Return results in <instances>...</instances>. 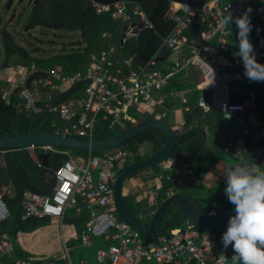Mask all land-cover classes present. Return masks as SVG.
<instances>
[{
  "label": "built area",
  "instance_id": "1",
  "mask_svg": "<svg viewBox=\"0 0 264 264\" xmlns=\"http://www.w3.org/2000/svg\"><path fill=\"white\" fill-rule=\"evenodd\" d=\"M186 3L172 1V17L175 26L163 39L171 52H178L183 47L190 49L189 57L181 62L174 59L163 72L157 67L156 60L151 59L145 66L133 68L131 58L120 55L122 42L132 33L138 23L144 28H153L145 12L137 2L120 0L112 4H102L90 0L97 12L113 8V16L118 19L117 38L109 43L106 49L91 52L82 69L67 73L60 68L52 67L45 70L46 77L33 79L26 85L29 75L38 69L34 63L23 67L17 81H11L10 91L17 88L19 105L27 113L37 115L49 114L51 128L54 132L72 137L95 138L96 125L100 118L108 121V128L113 129L120 121L127 124L135 123L129 110L138 103L151 106L152 94L168 86L169 80L180 70L195 67L199 73V90H207L209 97L200 94L198 106L202 113L210 109L228 113L237 121L230 130L231 134L244 135L249 132L246 121L256 116L255 108L247 107L243 101H234L230 97L229 84L222 76L216 63V57H224L229 43V23L224 22L226 14H242L246 8H251V17L264 22V0H199ZM135 26H131L132 24ZM126 26L125 30L122 26ZM195 27L191 36L187 29ZM123 44V43H122ZM256 59L264 64V43L254 47ZM247 85L259 82L251 81L244 76V69L233 73ZM85 82L82 96L65 101L53 102L50 92L57 91L60 86H68ZM264 92V83L261 84ZM47 94L42 96L41 93ZM181 98V97H180ZM184 98H181V100ZM164 116V113L162 114ZM51 119V118H50ZM264 121V115L262 117ZM205 133L211 131L208 123L202 125ZM214 133L221 135V130L215 127ZM228 135L223 144L224 151L234 149V139ZM41 153L54 151L55 147L46 145L32 146ZM151 153L147 146L137 148H114L99 154H88L84 157H72L63 162L52 172V190L50 193H39L26 190L22 196V218L48 217L62 222L66 211L80 213L83 208L91 212L80 230L79 238L83 247H91L94 238H102L107 245L97 247L95 260L98 264H141L142 262H170L174 264H227L226 250L223 249L221 238L203 232L199 225L188 220L180 228L170 229L168 234H162L156 240L146 241L145 235L119 218L113 199V184L117 175L137 157ZM239 161L245 157L237 154ZM41 166V162H37ZM171 162L161 163V170L154 176L152 194L153 204L158 203V189L163 180L172 185V177L168 174ZM181 173L192 182H199L191 163L182 162ZM171 186L165 191L168 197L173 193ZM9 214L6 202L0 194V222ZM14 242L8 233L0 235V264L4 258H12V264H33L22 257H14ZM70 249L64 245V256L60 261L53 260L47 264H74ZM223 255V259L221 256Z\"/></svg>",
  "mask_w": 264,
  "mask_h": 264
},
{
  "label": "trees",
  "instance_id": "2",
  "mask_svg": "<svg viewBox=\"0 0 264 264\" xmlns=\"http://www.w3.org/2000/svg\"><path fill=\"white\" fill-rule=\"evenodd\" d=\"M102 4H112L120 0H94ZM139 3L142 10L145 12L147 18L153 24V28H143L139 31L137 37H128L123 42V49L120 53L122 57L132 59L133 68L138 69L145 66L151 59L156 60L157 67L160 68L167 61L168 56L171 54V49L163 44V39L171 32L175 26V21L172 17V1L193 3L200 2L199 0H127ZM253 28L250 33V40L254 46L264 42V32L260 33L256 29L258 19L251 17ZM26 28L32 27H45L48 29H66L68 31H78L84 42L81 51L54 55L53 59L60 61V66L64 72H73L77 69H82L85 64L82 63L88 58L89 53L98 52L106 49L110 42L115 41L117 38V31L119 21L113 16V8L108 11L97 12L96 9L90 4V0H33L30 13L28 14L25 22ZM229 27V43L225 51V58L230 62V71L237 73L241 69V62L236 56L235 44V28L230 23ZM195 27L190 26L186 34L191 36L194 33ZM108 37V39H107ZM1 46L4 53L3 63L7 64L8 59L17 55L23 60L25 64H30L31 61L37 64L38 68L42 67V61L37 60L31 52L16 42L15 36L7 29L3 28L0 31ZM180 61L184 62L188 57V50L183 51L180 49ZM41 63V64H40ZM163 67V66H162ZM165 67V66H164ZM168 67V65H167ZM162 69L163 72H168V69ZM222 72V71H220ZM184 72H178L169 80V84L162 91L163 93H170L171 91L182 90L186 85L182 82ZM237 78V77H236ZM241 79V78H239ZM241 88L244 90H252L254 93L256 106L258 111H264V92L261 84L247 85L241 79ZM229 84L230 97L234 101H241L238 98L239 90L234 89ZM236 85V84H235ZM5 85H0V137L10 136L15 134H22L28 132L39 131L40 125L47 117H52L49 114L40 115V122L32 124L29 118V113L24 111L19 105L17 98V88L13 90L9 99L5 98ZM85 87V82L81 81L71 85L68 89L54 96L53 102L65 101L70 98H77L82 96ZM192 90L185 97L188 110L184 113L185 127L180 133H177V149L185 150L192 156L198 167H206L203 171H196L198 177H203L205 171L212 164V160L206 156L205 140H200L198 130L200 126L190 127L192 119L195 115L202 116L205 119H215V123L220 124L221 121L233 126L237 121L232 118L228 113H219L216 109H211L208 113L203 114L198 106V98L200 96L199 89L195 88V84L191 83ZM137 120V122L145 119L144 116L136 117V114L130 112ZM132 124H128L129 127ZM108 121L100 120L96 125L95 138H103L116 134L113 129H109ZM166 140L165 135L157 129H148L135 136L134 139L129 140L121 146V148H137L140 144L148 142L151 144V153L158 151ZM54 151H48V163L45 166L41 162L38 166L36 162L30 157L27 148H13V149H0V191L5 187L6 190L2 193V198L6 202L9 214L7 218L0 222V235L8 233L14 242V252L17 256L25 258L33 262V264H47L50 261H60L64 256V249L62 247L60 237L58 235L57 225L51 223L48 217H26L22 218V196L26 190H34L35 192L42 193L50 188L53 184L52 172L65 162L69 156L70 151H75V154L82 157L88 154V151L82 149H70L55 147ZM40 154V150H36ZM100 152H92L96 154ZM149 155L137 157L136 160H141ZM151 178L159 172V165L152 166ZM138 172L131 174L128 178L136 175ZM127 178V179H128ZM126 179V180H127ZM171 187V184L163 180L160 188L158 189V203L161 204L165 199V191ZM123 200L132 214L139 218L137 209L131 204L133 201L131 196L123 195ZM157 206H154V209ZM197 208V207H196ZM176 210L175 215H172ZM198 209V208H197ZM203 210V209H199ZM205 211V210H204ZM187 218L186 214L176 204H172L167 210L162 226V234H168L169 230L178 226H183L180 216ZM89 212L86 208L76 214L73 210H68L63 218V234L67 246L73 245L69 241L71 233H66L64 228L70 226L74 232H80L84 222L88 220ZM201 231H206L210 235L218 236L212 231H209L199 226ZM27 237L28 242L22 244V238ZM157 237L145 236L146 241L156 240ZM96 247H103L107 245V241L102 238H95L93 240ZM70 252V251H69ZM95 258V252H94ZM228 258V256H227ZM3 264L4 261H3ZM80 264H91L90 261H81ZM142 264V263H141ZM151 264H173L170 262ZM235 264V263H234Z\"/></svg>",
  "mask_w": 264,
  "mask_h": 264
},
{
  "label": "crops",
  "instance_id": "3",
  "mask_svg": "<svg viewBox=\"0 0 264 264\" xmlns=\"http://www.w3.org/2000/svg\"><path fill=\"white\" fill-rule=\"evenodd\" d=\"M60 29H63V28H60ZM256 29L260 33H263L264 32V22L258 21L256 24ZM75 32H78V31H75ZM78 34L80 33L78 32ZM82 44L84 46L83 41H82ZM182 49L183 51L185 50V52L186 50H188V55L190 54L189 48L183 47ZM1 50H0V58L2 57V59H4V53L2 50V53H3V56H2ZM180 55H181L180 50L175 53L171 52V54L168 56L166 60L167 62L164 65H161L160 69L161 70L163 68L166 69L167 65H169L174 59H180ZM216 59H218V61L214 64H216L217 69H219V71H222L220 72L222 73V76L227 80L228 84L234 82L232 86L234 87V89L239 90L238 98L241 99V101H243L247 107L255 108L257 114L256 116H253V118H249L246 121V126L249 129V132L244 135H241V134H231L230 135V130L234 125L230 126V124L225 123V121H221L220 124H217L215 123L214 118L208 120L205 118L204 119L201 118L202 116L195 115L192 119L191 124L189 126H186V128L197 127V126L201 127V130H198V131H202L203 138L201 139L200 135L198 134L199 138L200 140H205V145L207 149L206 156L209 158V160L211 159L213 162L210 165V167L205 171V174L203 177L200 178L197 175L199 182L197 183L192 182L189 178L185 177L181 173L182 162L185 160L189 161L192 167L194 168V170L197 171L198 169V172H201V170L203 171L206 167H203V166L198 167L194 158L190 156L188 152H186L185 150L176 149L175 153L171 156L170 159H168L171 162V169L168 170V174L172 177V180H173L172 185H171L174 188L173 193L184 194L195 207H197L198 209L205 210L208 214V217L212 221L217 222L222 225H227V221L229 217L233 214L232 213L233 206L228 202L227 198L224 195L225 185L220 175L222 174V172L224 171L226 167H233L236 165H246L253 173H256V174L264 173V121L262 120L264 111L263 112L258 111L257 106H256V101H255L256 99L254 97L253 91L242 89L241 88L242 82L240 81L241 79L234 77L233 72H229L230 62L227 61V59L222 56L220 58L216 57ZM86 62H87V59L82 63V65L86 64ZM2 63H3V60H2ZM2 63L0 61V85H5L4 86L5 87V98L8 100L11 93L13 92V90L10 91L11 81H17L20 74L23 71V67H29V65L34 62L31 61L30 64L28 65V64H25L23 60L20 59L17 55H13L8 59L7 64L2 65ZM36 68L38 69L37 71H45V70L50 69V68L44 69V68H38V67ZM225 70L227 72L224 73L223 71ZM181 71L184 72L182 82L186 85V88L182 90L171 91L170 93H163L162 91L163 89L160 91H156L152 94V100L150 101L151 106L147 107L144 103H138L135 108H132L129 110V113L132 112L134 114H139V116H144L145 119L154 118V117L165 119L166 121L170 123V125L173 127L176 133H180L181 130L185 127L184 113L188 110V106L185 103L187 97L185 96L188 93H190V91L192 90L191 83L195 84V88H197V84L199 83V80H200L199 73L195 67L189 68L188 76L187 75L185 76L186 69H182L179 72ZM67 73H70V72H67ZM68 88H69L68 86H60L57 91L50 92V94L56 96ZM199 91H200V94H203L206 98L209 97V92L207 90H199ZM205 91H207V93H205ZM47 94L43 93V91L41 93L42 96H47ZM180 97L184 99L181 100ZM218 112L222 114V112L220 111ZM163 113H164V116H162ZM130 115L135 119V123H136L137 122L136 118L131 113ZM54 122H56L57 124H60V122L57 120H54ZM204 123H208L211 127V131H209L208 133H205L203 130L202 125ZM127 125L128 124L126 122L121 123V126H120L121 130L125 129ZM215 127H218L221 130L222 132L221 135L214 133L213 129ZM228 135L232 136L234 139V149L232 151H224L223 149V144ZM148 144H149L148 142H145L140 145L147 146ZM150 151H151V148H150ZM237 154L244 155L245 161L244 162L239 161L237 158ZM70 156L82 157L77 154L72 155L71 153H70ZM159 169L161 170V164H159ZM152 174L153 173L152 171H150V169H144V170L138 171L136 175L125 180V183L122 186V195H128L132 197L133 201L131 202V204L134 208L137 209L139 219L146 225L150 221V218L153 212L160 206L159 203L153 204L150 198V195L152 194V190H153L152 182H153L154 176L156 175L155 174L151 178L150 176ZM5 190L6 188L4 187L2 189V193ZM204 195L207 197L204 198L203 197ZM165 198L167 197L165 196ZM154 206H157V207L154 209ZM176 208H179L177 204H176ZM174 210L175 211L173 212L172 215H175L177 209H174ZM67 212L68 210L66 211V213ZM88 212H89V218H90L91 212L89 210ZM213 212L215 213L214 215L211 214ZM180 220L181 222L183 221L186 222L190 219L182 215L180 216ZM50 221L52 224L57 225L58 235L60 237V241L64 249V245L67 246V244L65 243V239L63 237L64 236L63 220L60 223L58 220L50 218ZM180 227L182 226H178L175 228H180ZM175 228H172V229H175ZM64 230H65V234L67 232L71 233L69 237V241L73 242L74 240H77V241L80 240L79 238L80 232L78 233L74 232L73 228L70 226H67L66 228H64ZM203 232H206V231H203ZM157 236L159 237L160 233ZM20 242L22 244H26L28 242V238L24 237L21 239ZM67 247L70 249L69 246ZM14 257H19V256H17L14 252ZM12 260H13L12 258L3 259L5 264H12ZM227 264H228V258H227Z\"/></svg>",
  "mask_w": 264,
  "mask_h": 264
},
{
  "label": "water",
  "instance_id": "4",
  "mask_svg": "<svg viewBox=\"0 0 264 264\" xmlns=\"http://www.w3.org/2000/svg\"><path fill=\"white\" fill-rule=\"evenodd\" d=\"M9 2L11 3L12 0H9ZM131 26H135V24L133 23ZM126 28L127 27L125 25L122 26L123 30ZM143 28V24L138 23L137 26L134 27L132 33L135 34V37H137L139 31ZM120 36L121 45H123L122 38H124L125 35L122 33ZM122 49L123 46L121 50ZM46 76L45 71H35L29 75L26 85H30L33 79H37L39 77L45 78ZM29 118L32 124L39 123L41 119V117L36 113H30ZM152 128L161 131L165 135L166 140L158 151L150 154L146 158L130 163L117 175L113 184V199L117 215L144 235L156 237L161 232V226L167 210L172 204L176 203L190 220L196 222L199 226L209 231L222 235L226 230V225L212 221L208 217L206 211L197 209L182 193H173L165 198L160 206L153 212L147 225L131 213L123 200L122 186L131 174L159 165L170 159L175 153L177 149V133L165 119L157 117L147 118L126 127L112 136L84 139L54 132L50 125V118L47 117L40 125L39 131L0 137V149L27 148L28 153L34 162L37 163L40 161L46 166L49 154H37L36 150H34L32 146L46 145L50 147L82 149L91 152H105L121 147L129 140L134 139L139 133ZM198 134L202 139V131H198ZM51 190L52 186L42 193H50Z\"/></svg>",
  "mask_w": 264,
  "mask_h": 264
},
{
  "label": "clouds",
  "instance_id": "5",
  "mask_svg": "<svg viewBox=\"0 0 264 264\" xmlns=\"http://www.w3.org/2000/svg\"><path fill=\"white\" fill-rule=\"evenodd\" d=\"M251 11L249 7L240 15L226 14L224 22L235 28L236 56L244 76L264 82V64L257 61L250 40ZM220 177L225 185L224 195L233 206V214L221 235L223 249L231 247L235 264H264V173L256 174L246 165H236L226 167Z\"/></svg>",
  "mask_w": 264,
  "mask_h": 264
},
{
  "label": "rangeland",
  "instance_id": "6",
  "mask_svg": "<svg viewBox=\"0 0 264 264\" xmlns=\"http://www.w3.org/2000/svg\"><path fill=\"white\" fill-rule=\"evenodd\" d=\"M32 3L33 0H12L11 3L9 0H0V31L3 28H7L15 36L17 43L26 47L34 58L42 61V67L44 69L51 67L61 68L60 61L54 60L53 56L81 51L83 48V40L78 32L68 31L66 29H48L41 26L26 28L25 22L30 13ZM1 49L0 40V50ZM1 54L3 56L2 50ZM2 60L1 57V63ZM35 66L37 67L36 63ZM223 72L225 73L227 71L225 70ZM205 93H207V91H205ZM137 115L139 116V114H136V117H138ZM121 123L124 122L120 121L118 125L113 128L115 133L121 130ZM151 147L149 143L147 148L150 149ZM70 152L72 155H76L74 150ZM1 193L2 190L0 191V194ZM203 197L206 198L207 196L204 195ZM93 240H95V238ZM94 247H96L94 241L91 247H83L80 240H74L73 245H70V256L74 264H80L81 261H90L91 264H98L94 258ZM226 252L228 264H234L231 247H229ZM151 263L153 262H143L142 264Z\"/></svg>",
  "mask_w": 264,
  "mask_h": 264
}]
</instances>
